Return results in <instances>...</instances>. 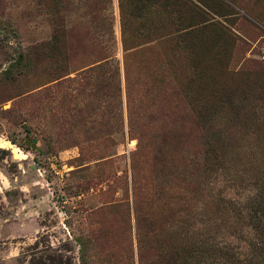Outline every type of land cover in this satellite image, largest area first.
<instances>
[{"label":"rangeland","instance_id":"obj_1","mask_svg":"<svg viewBox=\"0 0 264 264\" xmlns=\"http://www.w3.org/2000/svg\"><path fill=\"white\" fill-rule=\"evenodd\" d=\"M120 2L0 0V264H138L137 196L149 192L170 207L183 196L198 206L207 200L194 186L184 190L181 177L198 173L191 163L200 160L209 123L227 143L217 175L205 179L211 193L247 206L261 184L264 94L246 99L242 89L253 78L252 91L264 85V0H224L231 13L214 20L235 42L209 30L194 40L202 75L190 68L182 75L185 53L167 42L188 14L174 20L151 4L136 18V6L123 0L127 53L156 47L130 61L162 62L165 76L156 82L131 61L130 104ZM21 53L24 76L16 66ZM226 88L239 109L222 107ZM201 212L193 221L207 228L217 217L218 239L232 245L231 254L248 252L257 239L250 227L226 230L222 212Z\"/></svg>","mask_w":264,"mask_h":264},{"label":"trees","instance_id":"obj_2","mask_svg":"<svg viewBox=\"0 0 264 264\" xmlns=\"http://www.w3.org/2000/svg\"><path fill=\"white\" fill-rule=\"evenodd\" d=\"M120 1L121 47L125 53L123 56V75L130 104L132 103V99L130 100L131 61L140 66L141 70H146L145 72L150 73L151 70L156 82L159 83L165 79L161 71V66L163 67L164 63L153 60L147 61L146 59L143 61H130L131 58H136L140 53L156 47L136 49L127 53L131 48L128 47L126 25L123 23V0ZM130 3L136 6L133 15L136 18L143 17L148 12L146 10L151 4L158 6L166 17L174 18V20H182L183 14L189 15L188 24L180 28L174 38L167 41L185 53L186 61L183 64L182 75H185L189 68L193 70V73L196 69H200L202 75L203 58L196 60L195 55L198 54L199 47L193 41H202L201 38L207 35V30L212 32L218 40H230L232 44L235 42V36L231 31L214 20L215 17H226L231 13V9L224 3V0H130ZM57 44L58 39L54 36L50 45L52 47ZM136 47H139V45L133 48ZM18 58L16 66H19V74L23 72L21 75L24 76L27 74V64L24 61L26 57L21 53ZM56 70L52 69V72L56 73ZM111 78L114 91L119 93L121 90L120 73L117 66L113 68ZM184 80L188 83V76H185ZM191 81L193 82L192 79ZM254 86L253 78L244 85L242 96L246 99L255 97V99L262 100L264 85L258 93L252 91ZM150 89L153 93V88ZM220 97L219 102H222V107L230 108V110L240 108L238 95L233 89L226 88L222 91ZM215 130L213 123L207 125L200 160L191 163L192 166L195 165L196 168L194 169L199 174L187 171L181 177L182 183L186 185L184 190L194 186L191 192H195V194L206 192L207 200L202 202V206H198L195 202L191 203V200L185 196L180 197L171 207L166 206V204H161V206L156 204L149 192H145V197L141 200L137 196L134 203V219L138 264H264V171L260 178L261 184L259 183L256 186L247 206H241L239 202H232L213 195L211 193L212 188H209L210 182L205 179L217 175L224 161L221 149L227 145L224 135L221 136V131ZM133 191L136 193L135 187ZM155 194L158 195V192ZM187 194H190V191L184 195ZM201 210L209 211L211 214L213 211L222 212L226 215V230L237 226L242 229L250 227L255 231L257 239L250 243L248 252L245 251L239 253V255L235 252L231 254L230 251H233L232 245L218 239L219 235L215 229H219L218 223L220 222L216 221L217 217H211L207 220V228L197 224L200 220L193 221V217L202 213ZM201 221L202 224H205L203 220Z\"/></svg>","mask_w":264,"mask_h":264}]
</instances>
